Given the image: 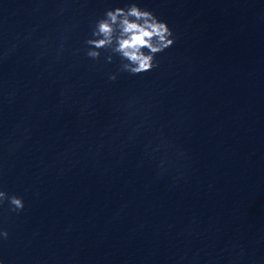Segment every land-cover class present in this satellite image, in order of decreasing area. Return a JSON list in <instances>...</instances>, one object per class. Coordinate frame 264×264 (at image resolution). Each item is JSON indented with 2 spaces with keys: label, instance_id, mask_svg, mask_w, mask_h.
I'll use <instances>...</instances> for the list:
<instances>
[{
  "label": "water",
  "instance_id": "obj_1",
  "mask_svg": "<svg viewBox=\"0 0 264 264\" xmlns=\"http://www.w3.org/2000/svg\"><path fill=\"white\" fill-rule=\"evenodd\" d=\"M117 2L0 0V258L264 264V0H143L177 38L135 74L87 54Z\"/></svg>",
  "mask_w": 264,
  "mask_h": 264
},
{
  "label": "clouds",
  "instance_id": "obj_2",
  "mask_svg": "<svg viewBox=\"0 0 264 264\" xmlns=\"http://www.w3.org/2000/svg\"><path fill=\"white\" fill-rule=\"evenodd\" d=\"M176 38L169 21L147 7L143 0H118L95 21L92 35L86 41L91 46L87 54L98 58L101 49H110L115 55L107 56L109 62L119 56L123 61L122 70L141 73L157 67V54L171 47ZM109 78L116 79L117 73H111ZM5 201H9L16 211L25 207L22 195H9L0 187V205ZM8 236L9 230L0 224V240ZM0 264H6L3 258H0Z\"/></svg>",
  "mask_w": 264,
  "mask_h": 264
}]
</instances>
